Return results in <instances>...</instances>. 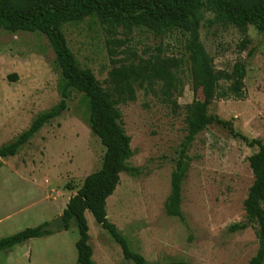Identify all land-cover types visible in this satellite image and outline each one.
I'll return each instance as SVG.
<instances>
[{
    "label": "rangeland",
    "instance_id": "rangeland-1",
    "mask_svg": "<svg viewBox=\"0 0 264 264\" xmlns=\"http://www.w3.org/2000/svg\"><path fill=\"white\" fill-rule=\"evenodd\" d=\"M205 17L213 20L214 14L205 10ZM63 31L81 66L90 68L104 87L110 70L121 64L157 55L182 62L183 90L176 110L157 90L141 88L134 102L119 105L134 151L130 164L140 173L121 174L107 200L109 221L150 264H248L259 247L258 227L249 224L233 231L231 226L247 222L244 201L254 180L248 157L258 147L215 123L208 126L188 152L191 165L182 191L185 222L165 212L186 134L185 106L196 98L186 35L177 30L157 35L145 27L113 31L95 17L65 24ZM200 36L217 72H232L236 62L246 67V98L216 100L209 114L232 120L236 131L264 143V32L252 25L204 20ZM59 80L55 53L44 35L0 30V147L60 102ZM81 100L74 93L61 116L45 124L15 156L1 159L0 238L62 215L85 178L100 168L105 148L93 134ZM86 218L95 264H134L92 213L87 211ZM78 238L72 221L67 230L0 252V264H76Z\"/></svg>",
    "mask_w": 264,
    "mask_h": 264
},
{
    "label": "trees",
    "instance_id": "trees-1",
    "mask_svg": "<svg viewBox=\"0 0 264 264\" xmlns=\"http://www.w3.org/2000/svg\"><path fill=\"white\" fill-rule=\"evenodd\" d=\"M205 10L214 14L213 20L205 17ZM92 17L113 31L131 32L145 27L157 35L174 30L186 35L185 49L196 98L185 106L186 134L171 174L165 212L185 222L182 191L191 165L189 149L197 136L211 124L226 128L234 138L243 140L250 147H258V151L248 157L254 180L244 201L247 222L233 225L231 230H241L249 224L258 227L259 247L248 264H264V143L236 131L232 120L209 114V106L216 100L246 98V67L242 62H236L232 72H217L200 36L204 20L211 25L224 21L238 26L252 25L264 32V0H0V30L39 33L49 41L55 53V67L60 74L58 89L61 96L57 105L39 114L13 142L0 147V165L1 159L15 156L45 124L61 116L74 93L81 94L88 124L100 139L105 153L100 168L85 178L62 213L66 230L72 221L78 229L76 264H95L87 211L121 247L126 260L134 264H150L142 254L133 250L127 237L108 219L107 200L120 184L121 174L137 176L140 173L139 168L130 164L134 151L131 137L122 124L119 105L134 102L141 88L157 90L162 100L176 110L179 107L177 99L183 90L182 62L174 56L157 55L121 64L110 70L104 87L90 68L81 66L63 31L65 24L81 23ZM42 226L27 227L0 238V252H8L16 245L53 234L51 231L42 232ZM156 264L189 263L170 261Z\"/></svg>",
    "mask_w": 264,
    "mask_h": 264
},
{
    "label": "water",
    "instance_id": "water-1",
    "mask_svg": "<svg viewBox=\"0 0 264 264\" xmlns=\"http://www.w3.org/2000/svg\"><path fill=\"white\" fill-rule=\"evenodd\" d=\"M61 230H66V221L63 217V215L57 216L53 221L44 224L41 227V231H61Z\"/></svg>",
    "mask_w": 264,
    "mask_h": 264
}]
</instances>
